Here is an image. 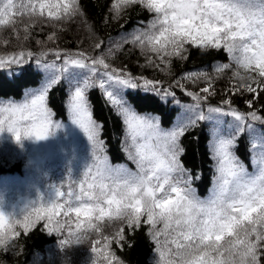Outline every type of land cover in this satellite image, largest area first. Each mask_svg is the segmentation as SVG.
<instances>
[{"label": "snow or ice", "instance_id": "6c2138e0", "mask_svg": "<svg viewBox=\"0 0 264 264\" xmlns=\"http://www.w3.org/2000/svg\"><path fill=\"white\" fill-rule=\"evenodd\" d=\"M134 5L152 13V19L115 48H139L146 61L142 67L170 73L172 61L186 60L190 47L222 50L228 63L214 65L211 75L189 72L165 87L160 80L112 67L105 58L112 49L105 54L101 43L95 44L101 50L96 56L45 49L57 40L63 23L82 15L79 0H0V31L28 21L19 50L0 54V137L21 147L25 141L54 138L66 125L54 119L50 93L66 85L68 124L86 143L78 166L68 165L60 184H48L49 196L38 193L36 200H26L12 212L0 211V250L14 247L21 231L27 235L42 225L48 234L63 237L58 240L61 249L99 237L90 241L91 264H127L113 245L134 248L135 234L146 227L154 245L151 264H264V131L254 123L264 125V115L242 113L230 100L222 102L227 110L205 107L215 94L214 80L230 69V93L247 92L254 98L264 93V0H114L112 18ZM37 22L54 31L46 41H36L41 50L34 52L23 44ZM37 71L42 74L38 87L26 88L19 101L5 97L6 86L15 87ZM201 82L199 91L186 86ZM174 88L192 103L181 105ZM97 89L122 121L121 149L135 171L110 161L90 102V90ZM139 93L145 103L171 98L180 106L173 126L166 129L158 115L139 112L130 99ZM247 104L254 107L252 100ZM200 122L211 125L208 150L214 161L212 188L203 199L193 187L201 177L181 163V139ZM242 134L249 136L253 150L251 172L235 151ZM105 225L114 230L104 234Z\"/></svg>", "mask_w": 264, "mask_h": 264}, {"label": "trees", "instance_id": "16d2710c", "mask_svg": "<svg viewBox=\"0 0 264 264\" xmlns=\"http://www.w3.org/2000/svg\"><path fill=\"white\" fill-rule=\"evenodd\" d=\"M82 15L75 19L63 23V30L58 31V38L55 42L46 43L45 49H59L62 52L77 53L84 52L87 56L99 55L101 50L95 48V44L101 43L102 50L107 54L112 49L111 56H105L108 63L117 69H124L133 76H143L147 79L160 80L167 87L174 79H179L182 75L189 72L206 71L209 75L213 73V67L216 64L228 63V56L225 52L209 50L202 52L196 48H189L186 60L174 59L171 65V72L165 73L153 67H142L145 65V56L141 54L139 48L132 44H124L122 49L116 50L115 45L122 42V38L131 39L130 34L135 29H145L153 14L144 10L139 5L124 9L119 18L113 19L111 11L114 0H79ZM28 23L25 18L24 23H18L16 28L11 26L0 31V54L18 51L21 39L24 35L23 28ZM19 33V38L17 36ZM54 29L47 23L37 22L31 28V38L24 42L26 49L34 52L41 50V46L36 41H46L47 36ZM4 41H8L7 44ZM53 59V57H49ZM232 76V70H228L222 78L214 80L215 94L208 97L206 105L221 106L226 110L227 105L224 100L231 101V107L242 113L256 111L258 115H264V93L254 98L251 93H230L228 89L229 77ZM42 74L33 72L27 74L19 85L9 88L5 87L4 95L7 99L19 101L23 98L26 88H36L39 86ZM188 90L199 91L204 86L201 82L198 85L188 83ZM67 86L56 87L50 93V107L54 110L55 120H65L67 112L64 102L67 98ZM175 98L181 105L192 103L191 98L181 92L179 88H174ZM144 93L131 96L132 103L141 113L150 112L153 115L161 117L162 126L170 128L176 122L181 114V107L176 105L169 98L167 102L157 101L155 103H145L142 99ZM253 101L254 107L248 108L247 102ZM90 102L93 106L94 119L102 125L101 137L107 144L108 156L111 163L123 164L135 171V165L132 164L121 149V143L124 139V130L119 116L106 106L105 99L101 92L90 90ZM226 122L231 121V117L224 118ZM255 127L264 131V125L254 122ZM210 124L200 122L197 127L190 129L181 139V146L184 153L181 156V163L189 169L194 175L201 178L193 183L196 192L204 194L212 184L214 175V161L208 150V142L211 139L209 134ZM236 154L244 162L245 167L251 172L254 164L252 161V152L250 139L247 134H242L238 138V147ZM32 157V148L30 141H25L23 146L17 145L7 136L0 137V211L5 213L12 212L15 208H9L6 202L15 200L19 197H27L29 201L36 200L38 193L47 195L46 185L41 184L31 186L28 182L19 189H10L6 187L4 181H10L17 176H25L27 165H30ZM114 228L104 226V234H110ZM147 228L138 230L135 239V247L123 250L113 245L112 250L118 256L127 261V264H151L154 259V245L146 236ZM63 238L56 234H48L43 230L42 225L25 235H21L14 241V247L7 250H0V264H91L94 258L91 252L90 236L83 244L73 245L61 249L58 240Z\"/></svg>", "mask_w": 264, "mask_h": 264}, {"label": "rangeland", "instance_id": "374dc122", "mask_svg": "<svg viewBox=\"0 0 264 264\" xmlns=\"http://www.w3.org/2000/svg\"><path fill=\"white\" fill-rule=\"evenodd\" d=\"M65 129L57 132V135L45 142L34 143L33 160L37 163H49L57 173L66 171L71 165L74 169L78 166L86 151V143L83 136L66 123Z\"/></svg>", "mask_w": 264, "mask_h": 264}]
</instances>
